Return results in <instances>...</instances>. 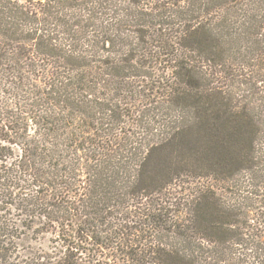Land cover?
I'll return each mask as SVG.
<instances>
[{"label":"trees","instance_id":"trees-1","mask_svg":"<svg viewBox=\"0 0 264 264\" xmlns=\"http://www.w3.org/2000/svg\"><path fill=\"white\" fill-rule=\"evenodd\" d=\"M0 264H264V0H0Z\"/></svg>","mask_w":264,"mask_h":264}]
</instances>
